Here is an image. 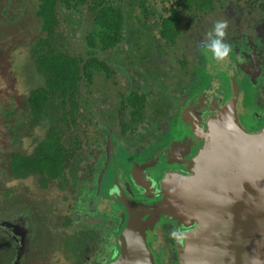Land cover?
Returning <instances> with one entry per match:
<instances>
[{"label": "rangeland", "instance_id": "rangeland-1", "mask_svg": "<svg viewBox=\"0 0 264 264\" xmlns=\"http://www.w3.org/2000/svg\"><path fill=\"white\" fill-rule=\"evenodd\" d=\"M38 2V0H0V264H14L10 258L14 254V247H11V244L14 246V239L5 229L14 230L16 234L21 235L15 239H17L18 249H22L23 257L21 261L20 255L16 257L15 264H75L73 257L63 249L65 237L77 225L83 228L88 227V232L91 234H98L99 231L105 230V220L114 218L116 223L110 234L107 233L106 228L103 253L97 254V257L98 255L100 257L92 263L109 264L119 253L115 234H119L122 230L126 214L124 211L114 207H104L101 204L100 198L105 185L106 187L111 185L112 175L114 176L115 172L126 169L131 183L138 181L135 188L140 191V194L144 193L152 198L157 196L160 189L149 167L153 165V161L159 159V155H156L151 162L155 156L154 152L162 146L159 144L161 138H169L167 141L169 147H176L174 151L167 153L173 158L172 161H182L185 171L198 167L197 162L206 150L205 140L202 138L205 136L206 128L203 115L222 107V103L231 95L229 93L224 97L223 93L233 86L235 79L243 88L247 80H244L243 74L240 77L239 71L247 75L250 86H253L257 80L258 88L264 92V13L255 9L248 10L245 5L235 0H216L214 16L203 24L197 22L192 31H187L183 44L178 42L163 52L159 49L160 37L158 39L155 29H152L155 33H149L147 26H141L142 37L145 39L144 49L148 51L143 59H141L143 49L134 50L130 46L132 35H128L115 52L103 54L104 59H107L116 70L117 85H111V88L99 91L98 100L101 103V117L105 125L102 130L106 129L111 134L106 137L115 142L116 148L113 150L109 143L107 145L100 143L93 146V149L80 150L70 167L71 189L75 192L72 195L68 193V198L64 199V197L61 198V193L56 186L43 188L37 175L16 178L11 175L9 168V161L13 154H32L37 144L46 136L49 127L45 119L38 124H33L26 107L29 92L43 82L31 58L32 44L40 36H46V33L41 30V18L36 15ZM119 2L123 5L126 0H119ZM86 15L87 8H85ZM64 16L60 14L62 25L64 26L65 23L67 28L63 32L71 38L70 43L77 44V39L84 36L83 28L87 27L86 23L71 26L65 22ZM215 16H220L218 22H226L229 29L241 27L240 30L246 34L247 40L254 43L255 47L257 45L258 52L244 47L239 55L240 58L234 54L229 57L234 59V64H227L228 58L225 62L213 58L211 53L206 51V45L211 42L208 39L209 33L214 34L211 22L214 25L217 23L216 19H213ZM128 26L133 29L129 23ZM130 32L132 33V30H129ZM191 40L193 46L190 44ZM133 43H135L134 38ZM230 46L232 50H239L238 47H233V44ZM261 49L263 51H260ZM135 55L140 57L135 58ZM183 61L186 62L182 64ZM235 67L238 68V72ZM182 72L187 74L180 76V88H178L175 79ZM261 74V81H258ZM167 80H171L175 86L165 83ZM219 82L224 84L223 89L217 86ZM205 83H211V89ZM201 84L203 88L199 90H209L199 94L200 105L194 106L192 102H197V95L195 99L191 97L187 100L189 95L186 90H190L192 86L197 89ZM182 87L185 91L181 92V95L184 97L180 95ZM135 88L146 93L147 96L143 119L145 129L140 126V131L133 130L130 133L127 129L123 132L120 124H115L114 121L118 106L116 99L120 96V89L126 93ZM177 95L180 97L175 98ZM91 98L93 102L96 101L94 97ZM208 98L210 101L206 104ZM80 101L84 104L81 109H84L86 114L89 113L92 103L83 98H80ZM257 105L255 121L259 125V127L256 125L257 129L261 130L264 127L262 113L264 106ZM188 108L192 110L189 112ZM240 118L242 122H246L244 116ZM244 129L246 130L247 126ZM99 139L103 142L102 137ZM196 142L201 145L195 154L190 158L184 156L185 153L181 147L187 145L190 150ZM93 151L102 153L96 158V162L93 160ZM85 158L88 159L87 162H84ZM89 166L93 168L91 170L93 177L87 188L88 180L83 179L81 174ZM73 198L75 204L72 215L76 226L67 227L64 214H68L70 199ZM180 210L176 219L169 218L174 225L169 227L171 235L167 237L171 242L169 260L175 259L174 264L180 262V249L183 244L181 233L184 223L191 222L189 213ZM163 218L160 217L159 224ZM157 225L156 223L154 229L149 231V242L153 250L158 248L160 250L162 243V234H159V239L155 237L159 232ZM152 234L155 237L154 241L151 240ZM174 243H176V249Z\"/></svg>", "mask_w": 264, "mask_h": 264}, {"label": "trees", "instance_id": "trees-1", "mask_svg": "<svg viewBox=\"0 0 264 264\" xmlns=\"http://www.w3.org/2000/svg\"><path fill=\"white\" fill-rule=\"evenodd\" d=\"M38 1L36 15L41 18V30L46 36H40L32 44L31 58L43 82L29 92L26 107L33 124L45 119L49 127L46 136L37 144L32 154H13L9 168L11 175L16 178L37 175L43 188L54 185L64 198H68L67 194L72 193L70 167L79 151L84 148L93 149V146L108 143L109 140L106 137L107 130H102L104 123L98 120V108L101 105L98 96L101 89L104 91L111 88V85H117V74L103 54L115 52L126 37L132 35L130 46L134 50L143 49V59L148 51L144 49L145 39L142 37L141 26H147L149 33L156 31L158 39L160 37L159 49L163 52L178 42L183 44L187 31H192L197 22L203 24L214 16L216 0H126L123 5L119 0ZM235 1L245 5L247 9L258 7L264 10V0ZM86 3L88 6L85 16ZM61 13L65 15V22L71 26L86 23L87 27L83 28L84 36L77 39V44L70 43L71 38L63 32L66 25H62ZM219 17L213 18L216 19L215 22H218ZM128 23L133 29L129 28ZM211 25L214 29L215 25L212 22ZM129 30H132L131 34ZM235 30V27L233 30L227 27L225 35L235 34ZM211 39H216V36L213 34ZM190 44L193 46L192 40ZM84 56L87 61L82 74ZM139 57L135 55V58ZM227 61H231L229 57ZM184 62L186 61L181 63ZM183 74L187 73L182 72L175 79L178 88ZM165 83L173 85L171 80ZM120 90V96L116 99L118 106L115 124H120L123 132L127 129L130 133L133 130L136 132L140 126L145 129L143 119L147 104L146 93L138 90L125 93ZM91 97L96 101L93 102ZM80 98L92 103L89 113L86 114L81 109L84 104ZM89 168L91 167L87 169ZM110 219L104 222L108 228L114 224V220ZM66 222H73L71 206L66 214ZM104 231L106 232L101 230L94 235L87 228H77L68 235L65 246L67 250H75L73 255L76 256L77 264L83 262V251L94 255L102 250ZM73 240L80 242L83 249Z\"/></svg>", "mask_w": 264, "mask_h": 264}, {"label": "water", "instance_id": "water-1", "mask_svg": "<svg viewBox=\"0 0 264 264\" xmlns=\"http://www.w3.org/2000/svg\"><path fill=\"white\" fill-rule=\"evenodd\" d=\"M239 97L234 81L232 98L206 121L198 167L166 171L156 202H133L114 180L109 194L124 206L126 219L117 235L119 253L109 264H156L148 233L160 217L176 219L180 209L191 222L181 233L179 264H264V127L243 128Z\"/></svg>", "mask_w": 264, "mask_h": 264}, {"label": "flooded vegetation", "instance_id": "flooded-vegetation-1", "mask_svg": "<svg viewBox=\"0 0 264 264\" xmlns=\"http://www.w3.org/2000/svg\"><path fill=\"white\" fill-rule=\"evenodd\" d=\"M256 10V11H258V12H260V13H264V10H261L260 8H258V7H254V8H251V9H249L248 8V10ZM258 26V25H257ZM241 27H239L238 29H236L235 30V34H231V35H225V39L223 38V40H222V42L223 43H227V44H233V47H238L239 48V50H237V51H235V50H232V54H234V52H237V53H235L234 55H236V56H239L240 55V53L242 52V50H243V48L245 47V48H251V50H254L255 49V52H258V49L256 48L257 47V45H256V47H255V44L254 43H251L250 41H248L247 40V37L245 36L246 34L245 33H243L241 30ZM231 30H233V28H231ZM227 37H229L230 39V41L228 40V38ZM227 39V40H226ZM260 44V43H259ZM260 51H263L262 49L260 50ZM241 56H239V58H240ZM231 61H229V62H227V64H232L233 62H234V59H231V58H229ZM235 63H237V62H235ZM234 64V63H233ZM237 65V64H236ZM235 70L238 72V68H236L235 67ZM239 73H241V75H240V77H242V74H243V77H244V80H247V83L246 84H248V85H243V88H241V85H240V83H238L237 81H236V79H235V82L238 84V87H239V90H240V97H239V102H238V118H239V122L241 123V125L244 127V128H246V126H247V131H249V132H256V131H258L259 129H257L258 127H259V125H258V122H256L255 121V119L257 118V111H255L256 110V107L258 106L257 104H260L261 106H264V95H262V94H264V92L263 91H261L260 89L261 88H258V85H257V80H256V82H255V84L252 86H250V83L248 82V78H247V75H245V73L244 72H241V71H239ZM238 73V74H239ZM261 78H262V74H261V76L258 78V81H261ZM243 80V79H242ZM205 85L209 88V89H211V86H212V84L211 83H205ZM217 86L219 87V88H222L223 89V86H224V84L223 83H217ZM244 86H247V88H244ZM203 88V84H201L197 89H194L193 88V86H192V88L191 87H189V88H191L190 90H186V91H188V94L187 95H189L188 97H187V100H189L191 97L193 98V99H195L194 97L197 95V102H192V105H194V106H199L200 104H199V100H198V97H199V94L202 92V91H204V90H209V89H201V90H199L200 88ZM227 88V87H226ZM182 90L180 91V95H181V92H184L185 90L183 89V87L181 88ZM228 89H229V91H228ZM133 90H138L139 92H140V90L139 89H137V88H135V89H133ZM193 92V93H192ZM140 93H142V92H140ZM210 92H208V94H209ZM229 93L231 94L230 95V98L228 99V100H225L222 104L224 105L226 102H228L231 98H232V95H233V86L232 87H230V88H227L225 91H224V93H223V96L224 97H226L227 95H229ZM255 95V96H254ZM253 96H254V98H253ZM180 96H175V98H179ZM181 97H184V95H181ZM255 98H256V100H255ZM209 101H210V98H208L207 99V101L205 102L206 104H208L209 103ZM106 103V102H105ZM101 104V103H100ZM191 105V107H193ZM222 105V106H223ZM251 105V106H250ZM189 109V110H188ZM187 110L190 112V110H192V109H190V108H188ZM98 120H100L101 121V123H103V121H102V117H101V111H102V109H100V106H99V108H98ZM213 113V112H212ZM211 112L210 113H206V114H204L203 115V119H204V122L206 123V121L208 120V118H209V116L212 114ZM263 114H264V111L262 112ZM195 114H197V112H195ZM198 117H199V115H197ZM241 116H244L245 117V119H246V122H242L243 120L240 118ZM122 118L124 119V115H122ZM256 125L258 126V127H256ZM256 128V129H255ZM107 135H111V134H109L108 132H107ZM169 135H171V134H169ZM167 138H161V140L159 141V144H161L162 146L159 148V150L157 151V152H154L155 153V156H154V158L151 160V162L155 159V157H156V155H159V159L158 160H155V161H153V165L152 164H149V165H152V166H150L149 167V171L151 172V175H153V179H155V181L158 183V189H160L159 188V181H160V179L163 177V175H164V173L166 172V171H171V172H184L185 171V165L182 163V161H172V159L173 158H171V157H169L168 155H167V153H168V151H174L175 150V148L176 147H169V142H167L168 141V139L166 140ZM110 140L111 141H113L111 138H109V140H108V143L110 144ZM166 140V141H165ZM108 143H106V145L108 144ZM113 145H114V147H113V150L116 148L115 147V142L113 141ZM201 145V143L199 144V143H194V147L193 148H191L190 150H189V148H188V146L186 145V146H184V147H181V148H183V153H185V155L184 156H186L187 158H190V157H192L194 154H195V152L197 151V149H198V147ZM180 151H182V150H180ZM98 151H93V160L96 162V158L97 157H100L101 155H102V153L100 152V153H97ZM80 153V152H79ZM78 153V154H79ZM86 160H88V159H84V162H87ZM150 162V163H151ZM88 168V167H87ZM86 168V169H87ZM85 169V168H84ZM83 169V170H84ZM84 170V173L83 174H81V176H82V178L83 179H85V180H88V182H87V185H86V187L88 188V186H90V182H91V179H92V177H93V172L91 171L93 168L91 167V168H89V169H87V170ZM111 170V169H110ZM114 170V169H113ZM113 170H112V172H113ZM115 171V170H114ZM140 175V174H139ZM138 175V176H139ZM159 175V176H158ZM70 176H71V174H70ZM135 179V178H134ZM114 180H117L118 181V183H119V185H121V187H122V189L125 191V193H126V195L133 201V202H135V203H138V204H151V203H153V202H156L157 200H159V198H160V196H159V194L157 195V196H155L154 198H152V197H148V195L147 194H144V193H141L140 194V191H138L135 187H136V185H137V180H136V183H131V181H130V179L127 177V174H126V169H123V170H121V171H119V172H115L114 173V176L112 175V180H111V185H109L108 187H106V185H105V187H104V190H103V192H102V194H101V198H100V202H101V204L104 206V207H114V208H116L117 210H121V211H124V206L121 204V202H119L116 198H113V197H111L110 196V194H109V190H110V188L111 187H113L114 186ZM71 186H72V178H71ZM45 189H47V188H45ZM71 195L75 192V191H73V189H71ZM61 198H63V196L61 195ZM65 199V198H64ZM107 199V200H106ZM71 201H70V206H71V208H73L74 209V204H75V202H74V198L73 199H70ZM62 213L64 214V212H63V210H62ZM65 215V220H64V222H65V225L67 226V227H70V226H76L73 222L72 223H68L67 224V222H66V214H64ZM110 217V216H109ZM113 220H114V224L116 223V220L114 219V218H112ZM106 221V220H105ZM113 224V225H114ZM157 227L159 226V232H158V235L156 234L155 235V237L156 238H160V236H159V234L161 235V238H162V240H161V247H160V250H159V248H158V250H153L152 249V247H151V244H150V242H149V233H148V237H147V240H148V244H149V248L151 249V251H152V253L154 254V257H155V261H156V264H172L173 262L174 263H176L175 262V259H172V260H169V258H171V256H170V251H169V245H170V243L171 242H169V240H168V236L169 235H171V230H170V226L172 225L173 227H174V225H173V222H171L170 221V219L169 218H163L162 219V221H161V224H159V222H157ZM1 227L3 228V225H1ZM105 227L107 228V230H108V232L107 233H109L110 234V232H111V230L113 229V227H111V228H108L106 225H105ZM77 228H83V227H79L78 225L76 226V228L75 229H77ZM106 228H105V230H106ZM3 229H5V228H3ZM74 229V230H75ZM5 230H7V232H8V234L11 236V238H13L14 239V246L11 244V247H14V254H12V256H10V258H12V261H14V264H15V260H16V257H18L19 255V260L21 261V259H22V249L20 248V249H18V244H17V239H15V237H20L21 235L20 234H16V232L14 231V230H8V229H5ZM73 230V231H74ZM183 230V229H182ZM72 231V232H73ZM87 231H88V227H87ZM71 232V233H72ZM106 232L105 233H103V235H104V238H103V240H102V250H103V245H104V242H105V240H106V237H105V235L107 234ZM69 235V234H68ZM68 235L65 237V244L63 245V249H65V251L66 252H68L72 257H73V259H74V261H75V264H77V260H76V256L75 255H73V252H75V250L74 249H69V250H67V248H66V243H67V238H68ZM118 235V234H117ZM116 234H115V236H117ZM108 236V235H107ZM114 236V237H115ZM152 237H151V240H153L154 241V236H153V234L151 235ZM116 238V237H115ZM116 242H117V239L115 240ZM157 241V240H156ZM72 242H77V241H75V240H73ZM115 242V243H116ZM154 243V242H153ZM159 243V242H158ZM77 244H81L80 242H77ZM75 246V245H74ZM80 247L82 248V246L80 245ZM76 248V247H75ZM84 248H87V246L86 247H84ZM174 248L176 249V243H174ZM83 249V248H82ZM119 249V248H118ZM100 251V252H98L97 254H99V255H101V253H103V251ZM81 251V250H80ZM97 254H94V255H92V254H87L86 252H82V256H83V262L81 263V264H92L98 257H100L99 255H98V257H97ZM166 256H168V257H166ZM1 257V256H0ZM114 260V259H113ZM113 260H111V261H113ZM174 260V261H173ZM110 261V262H111ZM109 262V263H110ZM173 263V264H174Z\"/></svg>", "mask_w": 264, "mask_h": 264}, {"label": "clouds", "instance_id": "clouds-1", "mask_svg": "<svg viewBox=\"0 0 264 264\" xmlns=\"http://www.w3.org/2000/svg\"><path fill=\"white\" fill-rule=\"evenodd\" d=\"M226 22H217L214 26V35L216 39L212 40L213 33H209L208 39L211 41L206 45V51L210 52L217 61L225 62L232 54V48L229 44L223 43L225 37Z\"/></svg>", "mask_w": 264, "mask_h": 264}]
</instances>
